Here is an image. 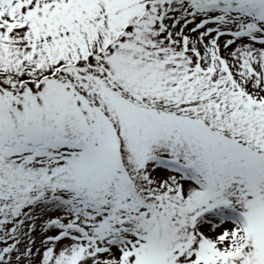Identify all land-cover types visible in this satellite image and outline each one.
Listing matches in <instances>:
<instances>
[{
	"label": "snow or ice",
	"instance_id": "snow-or-ice-1",
	"mask_svg": "<svg viewBox=\"0 0 264 264\" xmlns=\"http://www.w3.org/2000/svg\"><path fill=\"white\" fill-rule=\"evenodd\" d=\"M0 264H264V0H0Z\"/></svg>",
	"mask_w": 264,
	"mask_h": 264
}]
</instances>
